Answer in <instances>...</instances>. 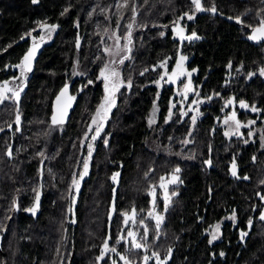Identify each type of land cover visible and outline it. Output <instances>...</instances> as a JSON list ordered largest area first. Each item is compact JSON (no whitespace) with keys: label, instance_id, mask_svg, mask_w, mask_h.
Instances as JSON below:
<instances>
[{"label":"trees","instance_id":"1","mask_svg":"<svg viewBox=\"0 0 264 264\" xmlns=\"http://www.w3.org/2000/svg\"><path fill=\"white\" fill-rule=\"evenodd\" d=\"M200 4L0 0V81L51 32L19 103L0 105V264H113L120 255L140 264L145 253L120 241L125 220H144L173 175L154 250L175 246L172 264H264V38L249 39L264 0ZM113 63L118 86L105 110L101 72ZM66 84L70 119L51 124ZM231 105L248 124L240 135L224 127Z\"/></svg>","mask_w":264,"mask_h":264},{"label":"flooded vegetation","instance_id":"2","mask_svg":"<svg viewBox=\"0 0 264 264\" xmlns=\"http://www.w3.org/2000/svg\"><path fill=\"white\" fill-rule=\"evenodd\" d=\"M41 29V28H40ZM48 32V31H47ZM46 32V33H47ZM46 33L43 34L42 38H35L32 39L29 43V46L27 47L25 53L28 51L29 47L37 42H43L45 45V40L43 39L44 37L46 38L47 35ZM24 53V54H25ZM23 54V56H24ZM21 57L19 63L14 66H6V70L4 73V78L0 81V105L6 101L12 102L14 104H18L19 101L21 100V96L23 94V86L27 82L28 78L30 77L32 71L28 72L24 70L23 65L21 63L22 58ZM231 111L233 114L235 110V105L230 106ZM20 125V121H19ZM18 125V126H19ZM17 126V125H16ZM12 124H10L7 127V132L9 136H11L12 132ZM3 132V130L1 131ZM12 144V143H11ZM10 144V146H11ZM9 146V147H10ZM8 147V149H9ZM7 149V150H8ZM7 153V151H6ZM237 175L238 176V169L235 168ZM233 168H230V176L233 177L232 175ZM235 177V176H234ZM178 184V178H176L174 175L169 177L168 179H164L160 184H159V189L161 190V193L155 192L153 193V199H152V207L149 211V213L145 216V219H135L134 221L132 220V217L126 218L125 220V226L129 228V231L127 234L123 237H120V241H124L125 245L127 247H132V241L133 237L129 236V232H132L135 234V240L136 242L141 244V247L139 249L132 248L133 250H140L144 252L145 257L141 260L140 264H172L174 255H175V246L169 247L163 255H160L161 250H154V246L156 245L157 242L162 241L165 239L166 234L162 233V228L163 224L166 223L165 221V212L167 211L169 205L171 204L172 201V194H171V187L176 186ZM260 195V194H258ZM160 200L159 202H156V199ZM260 195V201L263 203V199H261ZM157 217H162V219L159 222V226H157ZM219 228L220 226H215L212 229L211 238L213 236H216V239L218 237L217 233L214 231L215 228ZM146 231V233L144 232ZM243 232L239 233V240L238 243H240L243 239V236L241 235ZM141 234H145L146 238H142ZM203 234V232H202ZM213 240V241H216ZM106 250V249H105ZM107 252L110 253L109 249ZM106 252V253H107ZM113 253V252H112ZM116 253V251H115ZM155 253V255H153ZM119 254V253H118ZM112 259L114 256L111 257ZM147 258V259H145ZM130 264H138L137 261L131 262L128 260ZM167 261V263H165ZM115 264H125V260L121 259L120 255V261L117 259L115 261Z\"/></svg>","mask_w":264,"mask_h":264},{"label":"water","instance_id":"3","mask_svg":"<svg viewBox=\"0 0 264 264\" xmlns=\"http://www.w3.org/2000/svg\"><path fill=\"white\" fill-rule=\"evenodd\" d=\"M44 48L43 42H37L33 45H31L28 49V51L24 54L22 58V65L24 70L30 72L34 69L35 64L38 60L39 55L41 54L42 50ZM33 53L28 61L24 60V57L26 55H29V53ZM75 96L71 92V86L66 84L64 85L55 95V97L52 100V106H51V115H50V122L51 124H64L69 121L71 116V111L74 106ZM53 117L56 118V123L53 122ZM62 121V122H60ZM12 150V144L7 150V155L10 157V153ZM207 167H210V163H207ZM258 199H260V195H258ZM262 199V198H261ZM264 203V199H263ZM39 206V199H35L31 209H37ZM16 207V206H15ZM2 241V236H0V243ZM167 263V261H165Z\"/></svg>","mask_w":264,"mask_h":264},{"label":"rangeland","instance_id":"4","mask_svg":"<svg viewBox=\"0 0 264 264\" xmlns=\"http://www.w3.org/2000/svg\"><path fill=\"white\" fill-rule=\"evenodd\" d=\"M48 33H51V32H48ZM115 72L117 73L118 75V68L116 66L115 63L111 64L109 68H107L105 71H104V76L108 77L107 80H105L104 76V81H105V88H106V97L107 99H105V102H104V105H103V108L106 110L108 109V103L111 101L112 99V94L114 92V90L116 89V87L118 86V81H117V75L113 76L111 73L112 72ZM169 81L171 82L172 79L170 78ZM107 86V87H106ZM103 109V112L101 111V114L100 117L96 120H93V125L92 126H96V127H100L103 123V117L105 115V110ZM153 111L151 112L150 114V117H149V123L152 124L156 118V116L153 115ZM248 125V124H247ZM247 125H243L241 124L237 119H236V116L233 114V113H230L228 116H226L224 118V127L226 129V133L227 135L229 136H235V135H240L241 134V129L244 127V126H247ZM214 231L217 233V235H219V228H215Z\"/></svg>","mask_w":264,"mask_h":264},{"label":"snow or ice","instance_id":"5","mask_svg":"<svg viewBox=\"0 0 264 264\" xmlns=\"http://www.w3.org/2000/svg\"><path fill=\"white\" fill-rule=\"evenodd\" d=\"M33 2L35 3L36 0H33ZM192 2L196 5V8H197V9H200V8H201L200 0H192ZM211 11L215 12L216 10H215V8H212ZM188 18H189V19H192V16H189ZM238 22H239V19H238ZM53 27H54V26H53ZM257 34H259V35H257ZM195 36H196V34L193 33L191 37H188V39H192V38L195 37ZM197 38H198V37H197ZM260 38H264V21H261V26L258 27V28H256V29H254V34L251 35V36H249V39H252V40L260 39ZM32 54H33V53L30 52L29 55H26V56L24 57V60H25V61H28L29 58H30V56H31ZM181 59H184V58L182 57ZM106 67H107V66H106ZM111 74H112L113 76L117 75V73H115L114 71H113ZM260 74H261V75H264V69H261V70H260ZM250 75H251V74H250ZM101 76H104V71H103V70H102V72H101ZM104 78H105V80L108 79V77H106V76H104ZM106 87H107V86H106ZM106 99H107V97H106ZM241 106H242V107H246V105H244L243 101H241ZM253 110H255V109H253ZM18 120H19V117H17V121H18ZM193 120H195V117L193 118ZM53 122H54V123L57 122L55 117H53ZM60 122H62V121H60ZM94 139H95V137H94ZM84 167H85V172H86V171H87V167H88L87 161H85ZM176 171L178 172L179 169H176ZM232 175H233V176H236V175H237V172H236V170H235V164L233 165ZM115 178H116V177L114 176L113 179L115 180ZM162 179H163V178H162ZM38 199H39V194H37V200H38ZM262 199H264V197H262ZM28 211H32L33 214H35V209H34V208H33V209H29ZM161 219H162V217H157V226H159V222H160ZM233 219H234V217H233ZM260 219H261V220H264V214L261 215ZM241 235L243 236V235H245V233H242ZM129 236L133 237L132 248L139 249V248L141 247V244L138 243V242H136V240H135V234L132 233V232H129ZM212 239L215 240V239H216V236H213ZM118 242H119V241H118ZM211 242H212V241L210 240L209 243H211ZM105 249L108 250V249H107V241L105 242ZM110 251L115 252L116 249H115V248H111ZM153 255H155V253H154ZM222 255H223V254H222ZM98 259H99V258H98ZM121 259H122V260H125V264H130V262L126 259V257L121 256ZM145 259H147V258H145ZM113 264H115V261L113 262Z\"/></svg>","mask_w":264,"mask_h":264}]
</instances>
